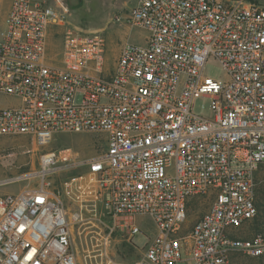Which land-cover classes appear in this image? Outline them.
<instances>
[{"label": "built area", "instance_id": "1", "mask_svg": "<svg viewBox=\"0 0 264 264\" xmlns=\"http://www.w3.org/2000/svg\"><path fill=\"white\" fill-rule=\"evenodd\" d=\"M64 11L59 0H11L0 28V97L16 104L0 105V136L37 147L58 134L93 133L104 150L86 159L70 148L45 152L35 184L0 195V264H78L52 177L81 168L64 193L89 205L84 244L96 264L132 243L136 216L149 217L156 234L131 264L264 257V232L238 235L258 216L264 165V5L136 0L128 22L147 32L145 41L124 43L106 76L98 31L67 28L59 60L47 57L48 31L66 25ZM209 61L224 82L203 75ZM199 97L210 99L207 117L193 112ZM199 197L208 208L183 232L187 204Z\"/></svg>", "mask_w": 264, "mask_h": 264}, {"label": "rangeland", "instance_id": "2", "mask_svg": "<svg viewBox=\"0 0 264 264\" xmlns=\"http://www.w3.org/2000/svg\"><path fill=\"white\" fill-rule=\"evenodd\" d=\"M59 1L65 10L66 25L51 27L47 35L46 55L54 62L59 60L63 35L67 28L94 30L103 35L105 39L103 76L112 72L119 51L124 43L141 45L145 41L147 32L144 29L130 25L128 22L129 10L136 0ZM250 1L264 5V0ZM10 4L11 0H0V28L3 27ZM203 75L218 83L226 80L224 71L215 61H209L206 64ZM15 104V99L11 97H0L1 106ZM209 107L210 99L206 97H199L193 102V112L200 116H209ZM63 148H70L78 154L80 159H86L101 154L104 150V142L93 133H65L55 135L45 146L35 147L33 142L26 137L0 136V182L11 179L19 180V182L0 186V195L17 194L24 186L35 184L37 179L34 177V173L38 171L40 155ZM79 171L85 172L86 170L81 168L57 173L52 177V181L54 188L59 189L63 193L70 223V238L78 264H96L94 259H89V255L93 253L86 251L84 244V234L86 232L84 230L88 226L87 222L91 215L88 211L89 205L84 200L72 201L64 193L63 184L77 175ZM257 180L260 181L258 182V192L264 194V165L258 170ZM208 203L209 200L203 197L193 198L190 201L183 232L190 229L194 222L207 210ZM260 207H263V209L259 210L258 217H261L262 220L260 221H263L264 228V204H261ZM135 224L139 227L140 233L132 238V243L137 247L130 255H127L126 252L120 250L121 243L112 245L113 250L108 251L109 260H111L108 264H129L130 262H135L140 257L139 253H135V251L144 249L148 240L155 236L156 227L149 217L136 216ZM254 233L251 223L244 225L238 230V235L241 237H250ZM236 255L238 256H234L230 260V264H264V257L257 259L239 253ZM177 264L183 263L179 262Z\"/></svg>", "mask_w": 264, "mask_h": 264}, {"label": "trees", "instance_id": "3", "mask_svg": "<svg viewBox=\"0 0 264 264\" xmlns=\"http://www.w3.org/2000/svg\"><path fill=\"white\" fill-rule=\"evenodd\" d=\"M249 1H250V0H249ZM82 173H84V172L79 171L77 175L82 174ZM77 175H75V176H77ZM56 190H58V189H56ZM261 204H264V194L258 192L257 201H256V207H257V209H258V216H259V212H260L259 210H260V209H263V207H262V208L260 207ZM188 207H189V203L187 204V211H188ZM258 216L255 217L251 222H249V223L252 224V229H253V231H255V233H256V232L258 233V231H259V232H264V228H263V224H262L263 221H260V220H262V219H261V217H258ZM262 228H263V229H262ZM135 248H136V246H135L134 244H132V243L122 242V243L120 244V250L126 252L127 255H130V253H132V252L134 251ZM120 254H121V253H120ZM236 254H238V253H236V252H235V253H232V255H231V259H232L234 256H238V255H236ZM239 254H240V253H239ZM120 257H121V256H120ZM122 258H123V257H122ZM260 258H263V257H259V258H257V259H260Z\"/></svg>", "mask_w": 264, "mask_h": 264}, {"label": "crops", "instance_id": "4", "mask_svg": "<svg viewBox=\"0 0 264 264\" xmlns=\"http://www.w3.org/2000/svg\"><path fill=\"white\" fill-rule=\"evenodd\" d=\"M10 8V7H9ZM9 11V10H8ZM8 14V13H7ZM6 17V16H5ZM143 251H135V253H139V255L142 253ZM132 262H130L129 264H131Z\"/></svg>", "mask_w": 264, "mask_h": 264}]
</instances>
